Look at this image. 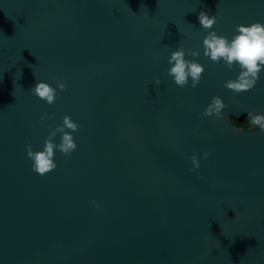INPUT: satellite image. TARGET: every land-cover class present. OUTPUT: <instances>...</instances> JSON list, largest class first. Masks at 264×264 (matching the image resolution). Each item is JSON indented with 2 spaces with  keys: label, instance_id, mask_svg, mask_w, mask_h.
Listing matches in <instances>:
<instances>
[{
  "label": "water",
  "instance_id": "95a60500",
  "mask_svg": "<svg viewBox=\"0 0 264 264\" xmlns=\"http://www.w3.org/2000/svg\"><path fill=\"white\" fill-rule=\"evenodd\" d=\"M257 21L264 0H0V264H264V132L230 118L264 114V70L235 94L240 69L203 47ZM180 45L200 53L195 88L167 73ZM40 80L54 104L29 92ZM216 95L222 119L203 115ZM66 114L76 150L34 172L26 144Z\"/></svg>",
  "mask_w": 264,
  "mask_h": 264
},
{
  "label": "clouds",
  "instance_id": "9594fccd",
  "mask_svg": "<svg viewBox=\"0 0 264 264\" xmlns=\"http://www.w3.org/2000/svg\"><path fill=\"white\" fill-rule=\"evenodd\" d=\"M200 25L205 29H212L217 21L216 15H209L205 11H200L198 15ZM204 55L210 57L214 63L224 62L228 69L237 66L240 71L236 79H228L224 82V87L233 90L235 94L243 91H250L259 79V73L264 70V23L259 21L251 24H238L231 40L223 35H218L215 30L208 31L203 39ZM186 54L190 57H198L199 51L188 49L180 45L173 50L168 57L170 67L167 73L174 79V82L180 88L188 85L189 77H191V85L193 88L199 84L204 66L196 59H186ZM57 86L61 91H66L67 84L58 78ZM162 83L159 77L155 78V85ZM29 92L48 104H54L57 96V88L43 80L37 81ZM229 107L221 96L216 95L211 98V102L204 108L203 115L205 117L213 116L216 119H222L223 110ZM250 118V126L246 128L255 131L257 128L264 132V114H253L247 112ZM54 113H45L40 117L39 123L48 119H53ZM51 128V126H49ZM236 128V127H234ZM79 125L69 115H64L61 124L51 128L48 135L44 139L42 150H33L31 143L26 144L27 157L32 161L31 168L34 172L45 175L56 169L57 164L54 160L55 150H59L65 157L71 156L76 150L73 133L78 131ZM237 129V128H236ZM60 133V142L57 143L55 138ZM210 155L205 151L203 157L207 159ZM194 171L200 167L199 159L195 154L191 156ZM95 207H99L98 202L92 201Z\"/></svg>",
  "mask_w": 264,
  "mask_h": 264
},
{
  "label": "flooded vegetation",
  "instance_id": "af4514ba",
  "mask_svg": "<svg viewBox=\"0 0 264 264\" xmlns=\"http://www.w3.org/2000/svg\"><path fill=\"white\" fill-rule=\"evenodd\" d=\"M247 114H243L240 117L230 115V118L234 121L235 125L241 128H246L250 126V118L246 117Z\"/></svg>",
  "mask_w": 264,
  "mask_h": 264
}]
</instances>
